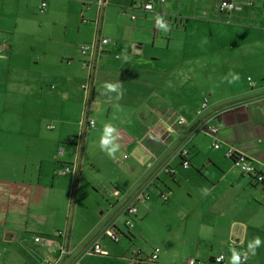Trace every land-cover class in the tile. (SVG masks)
<instances>
[{
  "label": "crops",
  "instance_id": "obj_1",
  "mask_svg": "<svg viewBox=\"0 0 264 264\" xmlns=\"http://www.w3.org/2000/svg\"><path fill=\"white\" fill-rule=\"evenodd\" d=\"M143 1L155 3L157 13L142 11ZM230 1L244 10L222 14L220 0H205L188 11L184 0L165 5L159 0H109L99 32L110 44L98 60L88 104L97 126L84 134L79 175L90 164L96 195L82 215L88 229L77 236L75 218L62 227L61 217L46 214L51 196L45 183L75 160L69 139L81 133L83 85L89 81V73L77 65L83 62L79 42L97 36L95 21L85 22L86 15L97 19V0H0V264H72L75 254L95 242L117 264L134 258L147 264L150 255L132 248L150 215L176 219L157 247L175 262H212L225 254L230 241L245 250L254 237L264 241V184L242 174L227 157L234 148L264 165V0ZM76 16H82L88 34L81 28L75 33ZM157 17L169 22L167 31L156 26ZM206 25L213 27L210 41L203 37ZM235 74L238 80H233ZM105 83L119 84L122 97L107 92ZM205 99L210 108L199 116ZM173 115L187 124L170 133ZM204 119L221 125V149L213 147L212 137L196 132ZM106 123L120 135L115 160L99 147ZM63 145L67 152L59 157ZM183 147L189 150V168L178 155ZM166 166L175 174L163 173ZM113 186L122 197L111 195ZM145 189L150 197L136 203L135 224H141L129 230L126 220L122 224L125 209ZM163 195L169 196L167 202ZM112 224L122 234L116 244L129 243L120 254L109 252L105 243ZM64 230L71 254L59 262V249L37 238L61 243L56 233ZM230 258L226 255L224 264ZM249 264H264V243L250 255Z\"/></svg>",
  "mask_w": 264,
  "mask_h": 264
},
{
  "label": "built area",
  "instance_id": "obj_2",
  "mask_svg": "<svg viewBox=\"0 0 264 264\" xmlns=\"http://www.w3.org/2000/svg\"><path fill=\"white\" fill-rule=\"evenodd\" d=\"M168 0H159V5H165ZM199 1V0H195ZM110 2L109 0H97V8H98V17L95 20V27L97 31L96 38L88 43L85 44L81 49V54L83 57L82 67L89 73V81L87 84L83 85V90L85 92L86 96V107L84 116L80 122V129L81 133L78 136H71L69 139L70 143H73L75 146V160L72 163L65 164L61 170L60 175L64 177H72L73 180H77L80 171H81V152L83 149V143H84V134L88 130H93L96 128L97 123L95 120L91 119L88 115V104L90 103L93 95V75L95 73L98 60L100 58V55L102 54L103 48L110 44V40L108 38L100 36V26L102 23V19L104 16L105 10L109 7ZM47 8V4L44 3L42 7V12H44ZM139 8L150 14L157 13L155 3L150 1H143L139 4ZM218 9L222 14L226 15H233L235 13L242 12L244 9L241 5H239L236 1H230L225 0L221 1L218 5ZM132 19L135 20L136 16H132ZM86 23L88 21L85 20ZM169 23V22H165ZM156 26H157V19H156ZM250 86L252 88L256 87V83L250 78L249 79ZM264 85V82H263ZM210 108V103L208 99H205L202 103L201 108L198 111L199 116H203L204 113ZM172 124L170 125L169 132L173 133L176 128L185 126L187 124V120L181 116L173 115L171 117ZM49 129H54L53 126H48ZM221 125H212L211 121L208 119H204L199 123L197 126L196 132L198 134H203L209 137H212L214 139L213 147L216 150L221 149L222 145L220 143L219 139V133H220ZM67 152L66 146H61L58 151V156L63 157L65 156ZM179 156L183 159V167L189 168L190 167V161L188 160L189 157V150L186 147H183L179 150L178 153ZM227 157L230 158L235 166L240 170V172L246 176H250L254 181L264 184V165H257L255 164L248 156H246L243 153H240L234 148H230L227 151ZM163 173L168 175H174L175 169L171 168L170 166H166L163 170ZM110 193L112 196L116 198H120L123 196V193L118 189L117 186H113V188L110 190ZM150 197V193L145 189L139 191L137 194L134 195V200L132 202H129V205L125 209V218H126V226L129 230H132L135 227V217L138 215V208L136 206L137 202L143 201L145 199H148ZM162 199L164 202H167L169 200V196L163 195ZM56 236L63 241L61 243H58L54 239L51 238H37L39 242H43L44 246L46 247H53L56 246L60 251V260L59 262L69 256L71 254L70 249L68 248L66 244V239L68 236V231H59L56 233ZM105 236H108V238L113 241L114 243H120L122 234L121 231L117 228L116 224L110 225V227L107 229ZM239 242L232 241L230 244V248H241ZM241 251H246L244 248L240 249ZM161 249L156 248L154 252L149 256L148 261L149 262H158L161 255ZM86 256H107L108 253L105 252L99 242H95L91 246H89L85 252ZM226 261V255H220L212 260V262H205L202 260H199L197 258H190L186 261V264H224ZM142 261L137 259H131V261L128 264H140ZM248 263V260L244 262V264ZM75 264H80V261H78Z\"/></svg>",
  "mask_w": 264,
  "mask_h": 264
},
{
  "label": "rangeland",
  "instance_id": "obj_3",
  "mask_svg": "<svg viewBox=\"0 0 264 264\" xmlns=\"http://www.w3.org/2000/svg\"><path fill=\"white\" fill-rule=\"evenodd\" d=\"M221 1L222 0H220V2ZM205 4H206L205 0H201L200 2H196L195 0H184V5L186 6L187 11L189 10V8H191L192 10H195V8H198L199 6H201V5L203 6ZM113 5H115V4L112 3V6ZM38 16H43V14L39 12ZM193 17L194 16H192V18ZM85 20L86 21H90V20L95 21L96 18H95V20H93L91 15H86ZM127 22H131V19H128ZM84 24L85 23H83L82 16H81V18H80V16H76V18L74 19V29H75L76 34L79 32L80 28L83 30L82 31L83 33L88 34L85 31H87V28H89V27H85L86 25L84 26ZM93 26L95 28V24ZM211 27L208 25H206L204 27L203 37H204V39H207L208 41H210L209 40L210 39V31L213 29V27L212 28ZM93 30H95V29H93ZM93 30H92V32H93ZM215 38H218L217 32H216ZM88 43H90V42H88ZM88 43H85L84 41L79 42L80 53H81L82 47ZM81 57H82V54H81ZM81 64H82L81 62H78L77 65L79 66V68L83 69ZM87 161H89V159ZM60 170H61V168H59L57 170V177L55 178V180L53 178V174H50L47 182L45 183V187L49 189L48 195L51 196V199L49 200V208L46 209V214L50 218H54V216H56V215L61 217V219H62L61 226L62 227H66V223H67L68 219L75 218L76 223L73 222L74 231L78 236L83 231H86L88 229V225H87L88 223L87 224L83 223L84 219L82 218V215H86V212L88 211V207H90V205L92 204V200H94L95 190L93 189L92 184H91L92 182L89 178L90 173H92L91 172L92 168H91L90 164L89 165L84 164L83 172H82L83 174H82V176H79L78 180H73L72 177H62L60 175ZM94 172L95 171H93V174H94ZM96 176L98 178L103 177L102 175L100 176L97 173H96ZM53 188H54V190H52ZM100 191H101V189H100ZM76 199H77V201H76ZM98 199H99L100 203L105 202V200L102 197L101 198L99 197ZM161 208H163V207H161ZM125 220H126V218L123 219V223H122L123 225H125V223H124ZM78 221H79V225H78ZM139 224H141V222L136 221L135 225L138 226ZM176 224H177V222H176V219H174V218H172L170 221V220H164V218H162V215L161 216H159V215L148 216L144 220V224H143L144 228L142 229V233L140 235V238L138 239V243L132 249H142V251L144 252V255H151L154 252V250L158 247V245L160 244V239L164 236V234L169 233V231L172 230L173 226ZM10 227H14V225L12 224V226L10 225ZM2 228H4V226ZM160 235H162V236H160ZM105 241H106L105 243L108 244L107 248H108L109 252H112L114 254H120L122 252V250L125 247H127L129 244L128 242H126V240H124L121 244L113 243L109 239L108 240L106 239ZM231 242L232 241H230L229 243L231 244ZM230 244H228V246H227L228 248H227V250H225V255H228V256L232 255V252L230 250H228L230 248L229 247ZM35 246L40 249L39 244H37ZM84 253H85V249L83 251H81L80 253L75 254L74 255L75 257L73 259L72 264H75L78 261H80V264H117V262H118V259L113 258L112 256L111 257H105V256L83 257ZM169 258L172 260H170ZM174 259L175 258L173 255H170L168 253L163 252L161 255L160 261H158L156 263L155 262H147V264H170V262L173 261ZM1 260H3V258H1ZM249 260H250V258L248 259V263H246V264H249ZM173 262L174 263H171V264H186L185 262L182 263L181 261L175 262V260ZM43 264H48V263L44 262Z\"/></svg>",
  "mask_w": 264,
  "mask_h": 264
},
{
  "label": "clouds",
  "instance_id": "obj_4",
  "mask_svg": "<svg viewBox=\"0 0 264 264\" xmlns=\"http://www.w3.org/2000/svg\"><path fill=\"white\" fill-rule=\"evenodd\" d=\"M157 27L165 31L168 30V25L159 17H157ZM239 75H233V80H238ZM232 81H229L231 83ZM107 92H116L118 97H122L123 93L119 91L120 85L113 83H105L104 85ZM120 139L119 131L117 127L110 123H106L103 128V134L100 137L99 147L102 152H105L109 158L116 159V154L120 150ZM206 194H208V189H206ZM264 241L261 240L259 236L254 237L247 245L246 251H237L236 249H231L232 255L230 258V264H244L251 256L257 254V249L261 246Z\"/></svg>",
  "mask_w": 264,
  "mask_h": 264
}]
</instances>
